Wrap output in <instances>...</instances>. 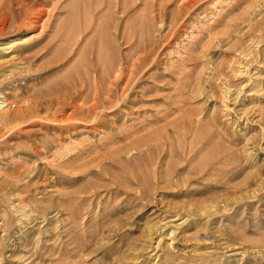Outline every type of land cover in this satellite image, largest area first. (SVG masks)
I'll return each mask as SVG.
<instances>
[{"label": "rangeland", "instance_id": "rangeland-1", "mask_svg": "<svg viewBox=\"0 0 264 264\" xmlns=\"http://www.w3.org/2000/svg\"><path fill=\"white\" fill-rule=\"evenodd\" d=\"M0 264H264V0H0Z\"/></svg>", "mask_w": 264, "mask_h": 264}, {"label": "bare ground", "instance_id": "bare-ground-1", "mask_svg": "<svg viewBox=\"0 0 264 264\" xmlns=\"http://www.w3.org/2000/svg\"><path fill=\"white\" fill-rule=\"evenodd\" d=\"M116 73V72H115ZM114 79V78H113ZM112 84V83H111ZM98 85V83H97ZM113 88L110 87L108 88V90H106V96H102V93H99L97 95V97L95 99L92 100V102L89 103V105H85L84 108H82L83 111L86 112V116H90L91 114H95V113H98L101 111V109L104 107V106H109L113 103V99H112V96H114L115 94V91H116V87H115V83H113ZM125 90V89H124ZM84 93V92H83ZM96 93V92H93V94ZM104 94V93H103ZM120 94V93H119ZM127 94V93H126ZM93 97V96H92ZM121 98H123V95L120 96ZM125 97V96H124ZM84 105V104H83ZM74 110H73V113L78 111L80 108L78 107V105L74 106ZM71 113V114H73ZM70 116V115H69ZM96 116V115H95ZM69 118V117H68ZM93 118V117H92ZM91 118V119H92ZM95 118V117H94ZM87 119V118H86ZM63 120V119H62ZM67 120H70V119H67ZM72 120V119H71ZM90 120V119H89ZM88 120V121H89ZM65 121H66V118H65ZM79 121V120H78ZM62 123V122H61Z\"/></svg>", "mask_w": 264, "mask_h": 264}]
</instances>
